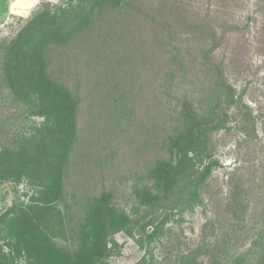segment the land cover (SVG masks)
<instances>
[{"label": "rangeland", "instance_id": "obj_1", "mask_svg": "<svg viewBox=\"0 0 264 264\" xmlns=\"http://www.w3.org/2000/svg\"><path fill=\"white\" fill-rule=\"evenodd\" d=\"M41 3L0 28V264L87 258L104 204L95 264H264V0ZM40 7L77 30L25 91L11 48ZM189 110L219 124L171 195Z\"/></svg>", "mask_w": 264, "mask_h": 264}, {"label": "trees", "instance_id": "obj_2", "mask_svg": "<svg viewBox=\"0 0 264 264\" xmlns=\"http://www.w3.org/2000/svg\"><path fill=\"white\" fill-rule=\"evenodd\" d=\"M43 3V2H42ZM41 3V4H42ZM50 4V3H49ZM53 5V4H50ZM55 15L49 17L47 10H45L43 7L38 8L33 16L31 17V20L29 24L26 27V33L24 36L31 39H24L25 45H22L20 43L21 39L15 40L14 48H11V51L15 53L20 50V48H24L25 54H28L31 56L29 59L31 62H27L28 60H25V64L23 65H16L13 67V70H15L16 75H21L20 78L17 80L19 88L21 90H32L40 89V87H37V84L33 81V70L35 65V61H38L39 65L41 66L42 71L44 70L45 61L44 59V53L46 52L45 46L43 44V39H55L61 41L62 39H65L70 35V32L75 31L77 29L74 28V26L66 27L65 24L67 23H58V17H54ZM74 20V19H72ZM81 27V25L79 26ZM37 37L38 39H32V37ZM26 70L25 75H23L22 70ZM41 73V72H40ZM42 74V73H41ZM43 76V75H42ZM48 82V81H47ZM46 82V85H47ZM44 86H42L40 95L44 96V99L50 94V88L49 86H45V79L43 81ZM48 100L52 104L53 100L52 98L47 97ZM65 102V101H64ZM46 104L50 105L47 101ZM218 111V107L216 108ZM55 111H58L61 116V120L66 123H70L68 118L70 117L67 112L63 113V105H60L56 108ZM188 114V120L190 121L191 125L189 128H187L186 136L179 137L178 139L174 140L176 141V147L179 152L183 153V156L178 159L177 164L175 166V171L172 175L167 174V177L165 180H161L165 186H167L169 192L171 195H174V191L176 190L175 184H178L179 182H185L188 180L189 177H185L186 175H189L191 178L190 173H187V170L183 164L188 161H192L193 157L198 154L199 156L201 154H204L207 149L205 146V139L204 136L206 135V132L209 128H213V124H219V121L212 118V115L209 113L208 115H205V118H203L201 121H199V117L195 112H192L189 110ZM68 120V121H67ZM63 126V125H62ZM62 130V128H60ZM64 139H62L63 141ZM182 141V142H181ZM182 146L185 151H180L179 147ZM48 154V161L53 163L56 161V154H51L49 151H47ZM189 154L191 156H189ZM53 161V162H52ZM185 161V162H184ZM187 165V164H186ZM189 171H192L189 169ZM54 187H56V183L53 184ZM188 187L193 189V181H188ZM105 204L103 208L101 209L99 215V222L96 223V229L94 230V235H92V238L94 239L93 243L89 244V252L87 255V258H80L76 260H60V258L55 254L54 251H47L45 248H39L40 252V260L41 264H95L94 260H97L99 257L102 256V254L105 253L107 248V239L109 238V232H110V220L107 216V212L104 209ZM88 249V248H87ZM38 252V254H39ZM42 258V259H41Z\"/></svg>", "mask_w": 264, "mask_h": 264}, {"label": "crops", "instance_id": "obj_3", "mask_svg": "<svg viewBox=\"0 0 264 264\" xmlns=\"http://www.w3.org/2000/svg\"><path fill=\"white\" fill-rule=\"evenodd\" d=\"M43 1L58 0H0V28L7 24L10 17L23 18Z\"/></svg>", "mask_w": 264, "mask_h": 264}]
</instances>
